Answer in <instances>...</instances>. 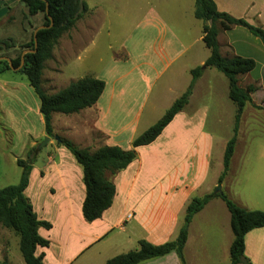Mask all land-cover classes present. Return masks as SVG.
<instances>
[{
	"label": "rangeland",
	"instance_id": "obj_1",
	"mask_svg": "<svg viewBox=\"0 0 264 264\" xmlns=\"http://www.w3.org/2000/svg\"><path fill=\"white\" fill-rule=\"evenodd\" d=\"M84 1L88 11L60 35L51 49V56L43 62L41 87L47 93H54L85 75L111 78L115 57H119L116 58L119 59V68H126L135 61L153 62L162 72L153 81L149 97L142 107V117L134 125L128 124L122 129L115 126L121 145L129 148L131 135H138L164 114L166 105L172 103L175 95L180 96L189 84L190 69L208 57L209 49L201 39L202 21L193 15L194 0ZM16 15L18 21L21 19L15 29L16 36L4 40L0 37V41L10 44L9 47L4 43L0 45V55L9 58L26 49L24 47H27L34 28L44 21L42 13L31 16L27 12H16ZM161 27L163 29L159 32ZM218 37L222 43V37ZM224 51L223 56L231 54L227 48ZM18 70L12 68L0 73V187L19 181L21 167L16 163L17 158H32L36 160V167L46 164L48 158L57 159L65 166L71 164L69 162L75 158L57 142L55 135L92 151L105 140L102 129L97 126L102 124L101 121L91 108H87L77 113H53V135L45 141L47 135L39 112V98L26 75ZM4 79L13 81V84L3 86ZM248 83L246 75L241 74L239 84L245 86ZM253 84L257 90L243 108L235 150L222 183L218 184V176L222 171L225 144L233 134L236 106L228 96L227 78L216 68L207 67L194 84L185 109L186 121L192 126L191 129L186 127L190 131L189 139L181 140L186 145L179 146L178 142L167 145L166 142L163 149L170 154L175 153L178 165L188 150L201 152V142L205 137L200 133H209L212 136L209 166L205 175L204 168L201 169L202 186L194 195H202L207 189L223 190L238 204L264 211V90L259 89L256 82ZM131 93L136 95L138 92ZM114 125L117 124L109 122L105 128ZM163 136L166 135H160V138ZM198 159L199 154L195 157L196 161ZM76 165L81 171L80 164ZM46 182L55 185L51 178ZM81 184L82 180L76 181V192H79ZM219 201L227 214L225 219L222 211L219 218L229 228L226 205L222 199ZM18 241V236L11 229L0 225V260L25 264Z\"/></svg>",
	"mask_w": 264,
	"mask_h": 264
},
{
	"label": "crops",
	"instance_id": "obj_2",
	"mask_svg": "<svg viewBox=\"0 0 264 264\" xmlns=\"http://www.w3.org/2000/svg\"><path fill=\"white\" fill-rule=\"evenodd\" d=\"M214 1L219 11L245 18L249 23L264 28V0ZM16 12H27V7L21 0H0V37L3 40L16 36L15 29L21 23V19L17 20ZM37 15L39 13L31 16ZM162 29L163 27L159 28V32ZM219 35L222 37V43ZM217 39L219 44H222V54H225L224 49L227 48L230 55L236 54L255 60L254 69L245 75L250 83L256 82L258 88L264 90V46L261 41L247 29L237 25L226 30L219 26ZM2 43L4 42L0 41V45ZM238 46L241 48H237ZM116 58L119 57L113 60V77H98L105 79V87L97 102L88 109L91 108L102 123L97 126L103 131V144L118 145L127 149L128 147L121 145L116 127L122 129L128 124L139 122L153 81L162 69L155 67L150 61H135L126 68H119V59ZM2 81L3 86L13 84V81L6 79ZM132 91L138 93L135 95ZM177 97L179 96H174L175 99ZM188 103L175 114L159 137L150 144L136 147L137 157L126 168L114 174L107 173V178L115 185V194L111 205L93 221H86L82 215L85 187L81 184L79 192H76V181L82 180V169L80 171L77 162L71 160V164L65 166L62 162H57V159L48 158L47 165L36 167V160L33 161L24 193L37 218L51 224L49 228H38V233L49 240L48 246H37L35 251L36 254L44 253L45 264H104L117 254L135 249L139 239L161 244L177 236L188 202L193 196H201V193H194L202 186L201 169L204 168L205 175L212 142L209 133H200L205 137L204 144L201 142V152L197 149L188 150L178 165L175 162V153L170 154L163 149L166 142L167 145L170 142H178L179 146L186 145V142L182 143L181 140L189 139L190 131L186 130V127L192 128L185 116ZM109 122L117 125L107 129L105 126ZM133 134L132 139L136 136ZM160 135L166 136L160 138ZM198 154L200 159L196 161ZM48 178H51L55 185L46 182ZM209 192L212 191L207 189L206 193ZM219 199L212 198L193 215L183 249L186 264H226L227 257L228 264H231L229 247L233 233L230 226L225 227L219 218L223 215L222 211L225 213V219L227 217ZM244 244V255L251 263L264 264V226L248 231ZM138 264H181V261L178 255L171 251Z\"/></svg>",
	"mask_w": 264,
	"mask_h": 264
},
{
	"label": "trees",
	"instance_id": "obj_3",
	"mask_svg": "<svg viewBox=\"0 0 264 264\" xmlns=\"http://www.w3.org/2000/svg\"><path fill=\"white\" fill-rule=\"evenodd\" d=\"M21 1L27 7L29 15L42 13L44 19L42 24L46 25L36 32V46L32 32L27 47H24L32 51L23 55V64L18 71L26 75L30 86L39 98V112L43 117L44 131L50 137L53 135V113H77L93 106L104 90L105 81L96 76L85 75L70 81L68 85L54 93L45 92L41 87L43 62L51 56V49L60 35L75 25V22L88 11V6L84 0ZM193 15L202 21L201 39L209 49V55L202 64L190 69L191 80L183 93L171 103L158 120L131 140L128 149L118 145L103 144L92 151L87 147L76 145L67 138L59 137L57 140L60 145L70 151L81 166L82 182L85 187L81 211L86 221L90 222L99 218L112 203L115 185L107 178V173L114 174L126 168L137 157L136 147L150 144L157 138L175 114L188 103L195 81L207 67L216 68L227 78L228 96L236 106L233 134L225 144L218 184L222 183L226 176L234 152L243 108L247 102L251 101V94L257 90L253 83L241 86L239 75L254 69L256 63L251 57L236 54L223 56L217 39L218 28L220 26L226 30L236 25L245 27L260 39L263 46L264 28L249 23L245 18L234 17L225 11H219L214 0H194ZM4 45L9 47L5 42ZM21 53L11 58L13 68L19 66ZM10 69L12 68L6 60H0V73ZM262 110L264 113V108ZM16 163L21 167L19 181L0 187V225L11 229L18 236V247L25 264H45L44 253L36 254L35 251L37 246H48L49 240L38 233V228L40 226L49 228L51 224L37 218L24 193L29 182L33 159L17 158ZM214 197L222 199L230 215L229 223L233 233L229 247L231 264H252L250 259L244 255V238L248 231L264 226V211L247 209L238 205L223 190H214L201 196H193L185 208L182 225L174 239L161 244H152L145 239H139L135 249L117 254L106 260L104 264H138L143 260L162 256L171 251L178 255L181 264H186L183 249L189 223L193 215ZM0 264L12 263L3 259L0 260Z\"/></svg>",
	"mask_w": 264,
	"mask_h": 264
},
{
	"label": "water",
	"instance_id": "obj_4",
	"mask_svg": "<svg viewBox=\"0 0 264 264\" xmlns=\"http://www.w3.org/2000/svg\"><path fill=\"white\" fill-rule=\"evenodd\" d=\"M47 6H48V4H47V2H46V10H47ZM44 27H46V25H44V24H41V25H39V26H37L35 29H34V31H33V39H34V45L36 46V32L39 30V29H41V28H44ZM28 51H32L31 49H24L23 51H22V53H21V61H20V64H19V66H17V67H15L14 69H20L21 67H22V64H23V55L26 53V52H28ZM0 60H6L7 62H8V64H9V66L11 67V68H13L12 67V64H11V58H9V57H7V56H0ZM49 136H46L45 137V141H47V140H49ZM54 138L56 139V140H59V137L57 136V135H55L54 136ZM45 143V142H44ZM43 143V144H44ZM220 188V186H218V189Z\"/></svg>",
	"mask_w": 264,
	"mask_h": 264
}]
</instances>
